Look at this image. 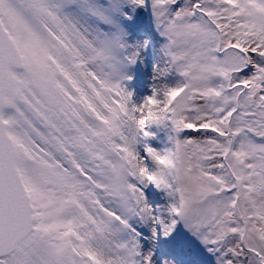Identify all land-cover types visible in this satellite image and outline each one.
I'll return each mask as SVG.
<instances>
[{
    "label": "snow or ice",
    "instance_id": "snow-or-ice-1",
    "mask_svg": "<svg viewBox=\"0 0 264 264\" xmlns=\"http://www.w3.org/2000/svg\"><path fill=\"white\" fill-rule=\"evenodd\" d=\"M177 237L264 264V0H0V264H180Z\"/></svg>",
    "mask_w": 264,
    "mask_h": 264
},
{
    "label": "rangeland",
    "instance_id": "rangeland-1",
    "mask_svg": "<svg viewBox=\"0 0 264 264\" xmlns=\"http://www.w3.org/2000/svg\"><path fill=\"white\" fill-rule=\"evenodd\" d=\"M155 62V54L152 48H149L144 53L143 63L135 66L134 69V80L131 82L130 87L134 92V98L137 100L142 99L145 96L151 95L152 87H153V64ZM159 139L153 140L152 144L154 147H161V141L165 139L164 133H159ZM146 195L153 201V203H163L165 194L156 189L154 186H149V188L145 189ZM183 245H182V244ZM181 247L184 249H192L197 250L199 246L195 241H191L181 237ZM194 246V247H190ZM202 250V249H200ZM199 250V256L202 260L201 264H214V261L211 256H207L205 253H201ZM186 264H191V260L185 255Z\"/></svg>",
    "mask_w": 264,
    "mask_h": 264
}]
</instances>
